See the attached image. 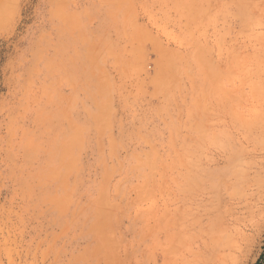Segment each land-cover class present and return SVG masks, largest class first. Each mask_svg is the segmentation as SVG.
<instances>
[{
	"label": "rangeland",
	"instance_id": "1",
	"mask_svg": "<svg viewBox=\"0 0 264 264\" xmlns=\"http://www.w3.org/2000/svg\"><path fill=\"white\" fill-rule=\"evenodd\" d=\"M0 264H264V0H0Z\"/></svg>",
	"mask_w": 264,
	"mask_h": 264
}]
</instances>
